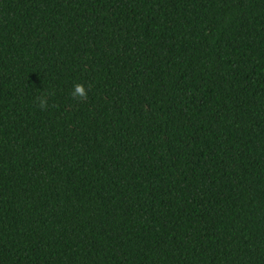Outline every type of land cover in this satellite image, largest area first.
<instances>
[{"label":"trees","instance_id":"1","mask_svg":"<svg viewBox=\"0 0 264 264\" xmlns=\"http://www.w3.org/2000/svg\"><path fill=\"white\" fill-rule=\"evenodd\" d=\"M0 264H264V0H0Z\"/></svg>","mask_w":264,"mask_h":264},{"label":"clouds","instance_id":"2","mask_svg":"<svg viewBox=\"0 0 264 264\" xmlns=\"http://www.w3.org/2000/svg\"><path fill=\"white\" fill-rule=\"evenodd\" d=\"M85 94H86V93H85V89H84V87H83L82 85H80V84H76V85L74 86L73 93H72V95H73L74 97L83 96V95H85ZM39 107H40L41 109H44V108L47 107V98H46V97L41 96V97L39 98Z\"/></svg>","mask_w":264,"mask_h":264}]
</instances>
